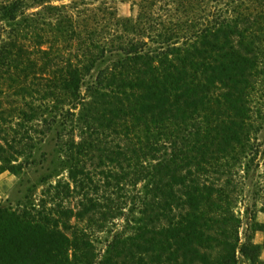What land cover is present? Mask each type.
I'll list each match as a JSON object with an SVG mask.
<instances>
[{
  "label": "trees",
  "instance_id": "trees-1",
  "mask_svg": "<svg viewBox=\"0 0 264 264\" xmlns=\"http://www.w3.org/2000/svg\"><path fill=\"white\" fill-rule=\"evenodd\" d=\"M119 1L0 0V173L51 133L69 174L0 203V264H264V0Z\"/></svg>",
  "mask_w": 264,
  "mask_h": 264
},
{
  "label": "rangeland",
  "instance_id": "rangeland-1",
  "mask_svg": "<svg viewBox=\"0 0 264 264\" xmlns=\"http://www.w3.org/2000/svg\"><path fill=\"white\" fill-rule=\"evenodd\" d=\"M117 11L119 16H129L133 14L131 11L130 4L128 2H121L116 0ZM255 110L260 109L261 113L264 114V90L256 95L254 100ZM259 147L258 155L256 158L260 160L261 166L259 169L252 168L246 184L239 185L238 190L240 195L238 202L235 207V211L239 214L243 220V224L240 228V236L244 238V233L254 236V241H262V233L247 230V221L250 214L254 215L256 212V218L258 221L264 220V214L258 212L257 209L263 205L264 199H262L263 191L258 186L259 180L264 176L259 175L264 173V127L259 132ZM60 153L58 147L55 145L53 134H48L43 137L39 144L36 145L32 152V156L29 159V164L24 165L21 174H14L10 171H4L0 173V203L12 204L13 206L17 203V200L22 198L25 194V189L33 183L36 186L33 188L30 198L35 202H38L42 197H45L43 193L47 190L50 184H54L56 180H69L68 168L66 164L60 162ZM24 157H19L16 162H23ZM31 160L33 161L32 163ZM256 163V160L255 162ZM42 178H45L44 182H38ZM247 210L249 215H245L244 211ZM248 234V233H247ZM264 257V253H263Z\"/></svg>",
  "mask_w": 264,
  "mask_h": 264
},
{
  "label": "crops",
  "instance_id": "crops-1",
  "mask_svg": "<svg viewBox=\"0 0 264 264\" xmlns=\"http://www.w3.org/2000/svg\"><path fill=\"white\" fill-rule=\"evenodd\" d=\"M261 213H263V212H261ZM264 214V213H263ZM260 222H264V220H262V221H260ZM259 232V231H258ZM262 237H263V239H264V235H263V233H262ZM263 241V240H262ZM262 241H256V243H262Z\"/></svg>",
  "mask_w": 264,
  "mask_h": 264
}]
</instances>
